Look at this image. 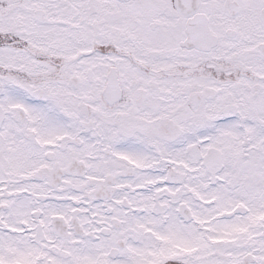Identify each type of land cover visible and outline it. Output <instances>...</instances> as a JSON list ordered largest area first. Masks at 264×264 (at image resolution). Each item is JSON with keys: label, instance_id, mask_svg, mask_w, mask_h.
Returning <instances> with one entry per match:
<instances>
[{"label": "snow or ice", "instance_id": "1", "mask_svg": "<svg viewBox=\"0 0 264 264\" xmlns=\"http://www.w3.org/2000/svg\"><path fill=\"white\" fill-rule=\"evenodd\" d=\"M0 264H264V0H0Z\"/></svg>", "mask_w": 264, "mask_h": 264}]
</instances>
